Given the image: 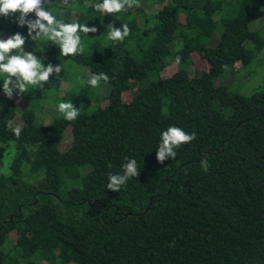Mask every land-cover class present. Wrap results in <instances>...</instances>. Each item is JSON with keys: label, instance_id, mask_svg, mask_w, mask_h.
<instances>
[{"label": "trees", "instance_id": "1", "mask_svg": "<svg viewBox=\"0 0 264 264\" xmlns=\"http://www.w3.org/2000/svg\"><path fill=\"white\" fill-rule=\"evenodd\" d=\"M102 2L45 5L58 20L98 29L79 32L83 51L67 57L46 38V50L34 48L18 12L0 15V38L19 32L25 51L80 78L63 98L77 118L43 122L35 106L61 73L29 86L21 106L3 98L0 75V264H264V81L249 94L217 82L243 69L245 81L260 64L264 0H131L112 14L96 11ZM110 23L129 35L110 40ZM99 73L109 79L90 86ZM171 126L196 138L161 164ZM130 159L139 176L108 189Z\"/></svg>", "mask_w": 264, "mask_h": 264}, {"label": "clouds", "instance_id": "2", "mask_svg": "<svg viewBox=\"0 0 264 264\" xmlns=\"http://www.w3.org/2000/svg\"><path fill=\"white\" fill-rule=\"evenodd\" d=\"M49 0H0V15L5 17L9 14L19 13L16 17V23L20 27L27 28V37L32 41L46 38L48 41L58 45L60 56H74L78 52H82L81 38L78 34L83 32L86 34L96 33L98 29L88 27L86 24L77 22L65 23L58 20L45 5ZM68 3V0H63ZM131 7V0H103L97 3L94 8L98 12L118 13L125 9V6ZM34 13V18L29 14ZM108 38L110 40H123L130 33L127 24L120 27L114 24H108ZM26 37L17 32L7 39L0 38V75H3V93L8 99L22 97L29 91V86H43L50 77L55 74L59 75L62 71V65H53L48 63L45 65L35 52L25 51ZM177 63L180 57H177ZM109 78L105 73L93 74L88 80V84L97 87L99 83L107 81ZM0 105V109H2ZM58 111L63 114L64 119L74 120L79 114V110L74 107L72 102H60ZM12 130L13 134L18 138L21 135V127H13V121H8L6 125ZM196 138L195 133H186L183 129L171 126L161 133V142L156 152L158 163H164L167 159H175V149L182 144L190 143ZM202 167H207V161H201ZM123 174H109V183L107 188L119 192L121 187L126 184L129 178L139 176L137 161L135 159L128 160L122 165Z\"/></svg>", "mask_w": 264, "mask_h": 264}, {"label": "rangeland", "instance_id": "3", "mask_svg": "<svg viewBox=\"0 0 264 264\" xmlns=\"http://www.w3.org/2000/svg\"><path fill=\"white\" fill-rule=\"evenodd\" d=\"M60 1H63V0H60ZM258 22L253 21L251 24V27L256 28L258 25ZM219 30H220V28H219V26H217L214 30L213 35L209 39L210 43H213L217 39ZM8 37H9L8 34H3V36H2L3 39H7ZM35 44H38V45H36V47H34V48H37L40 51H42V50L44 51L47 49V45L45 46V43L41 42L40 40H37L35 42ZM35 44H33V46ZM44 56H46V55L41 54L40 58L43 59ZM257 56L261 60V62H260V64H257L254 67L255 70H253V72L248 77L247 76L245 77V79H246V80L244 79L245 81L241 80L242 76L245 75V69H243L240 73L241 78H239V79L238 78H232L231 74H227V75H221L220 77H218L217 82H219L220 80H226L231 89L238 90V91L245 93V94H249V93H251V91H253L257 88H260L262 86L263 81H264V47L258 52ZM54 65H58V64H54ZM201 66H202V64L198 65L199 68H201ZM68 73L70 76V72H68ZM53 75H55V74H53ZM78 79H80V78L63 77V72H61L60 79H59L61 82V85L58 88H56V87L51 88L48 92V95L50 94L51 97H48V95H47V97H43L41 99V101L39 100V103H37V105L35 106L34 114L36 116L35 117L36 120L47 122L51 118H53L54 116L63 115L58 111V105L60 102H67L63 99V98H65L67 92L69 93V92L77 91L73 86L74 85H80V82H78ZM0 83H1V81H0ZM2 84H3V81H2ZM104 84H105V90H107L108 84L107 83H104ZM100 88H102V90H101V92H102L104 89V86H101ZM1 94H2L3 98L6 97L5 94L3 93V90L1 92ZM128 96H129V93H126L125 97L127 98ZM23 99H24L23 97L16 98L19 106L24 104ZM92 99H93V101H95L94 98H92ZM76 105H78V104L76 103ZM16 119H17V121H19L20 117L18 116ZM68 141H69V134L66 133L64 136V143H67ZM11 157L12 156H9L8 160Z\"/></svg>", "mask_w": 264, "mask_h": 264}]
</instances>
